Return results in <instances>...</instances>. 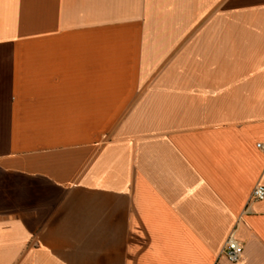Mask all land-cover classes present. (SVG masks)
Wrapping results in <instances>:
<instances>
[{"label": "crops", "instance_id": "obj_1", "mask_svg": "<svg viewBox=\"0 0 264 264\" xmlns=\"http://www.w3.org/2000/svg\"><path fill=\"white\" fill-rule=\"evenodd\" d=\"M264 0H0V264H264Z\"/></svg>", "mask_w": 264, "mask_h": 264}, {"label": "built area", "instance_id": "obj_2", "mask_svg": "<svg viewBox=\"0 0 264 264\" xmlns=\"http://www.w3.org/2000/svg\"><path fill=\"white\" fill-rule=\"evenodd\" d=\"M257 148L264 153V144L258 143ZM262 201H264V186L258 184L254 187L248 206L240 216V219L248 214L249 208L252 204ZM235 233V230H233L229 235L219 255V257H224L226 262L224 263L218 258L215 264H237L240 261L243 252V244L237 240Z\"/></svg>", "mask_w": 264, "mask_h": 264}]
</instances>
